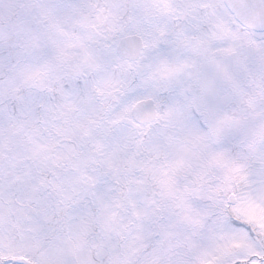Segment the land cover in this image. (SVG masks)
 <instances>
[{"label": "snow or ice", "instance_id": "obj_1", "mask_svg": "<svg viewBox=\"0 0 264 264\" xmlns=\"http://www.w3.org/2000/svg\"><path fill=\"white\" fill-rule=\"evenodd\" d=\"M0 264H264V0H0Z\"/></svg>", "mask_w": 264, "mask_h": 264}]
</instances>
